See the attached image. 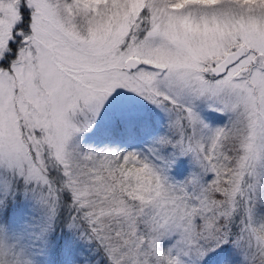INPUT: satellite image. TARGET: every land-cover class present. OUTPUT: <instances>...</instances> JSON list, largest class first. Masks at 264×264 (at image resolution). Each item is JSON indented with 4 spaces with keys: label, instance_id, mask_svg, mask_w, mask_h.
<instances>
[{
    "label": "snow or ice",
    "instance_id": "1",
    "mask_svg": "<svg viewBox=\"0 0 264 264\" xmlns=\"http://www.w3.org/2000/svg\"><path fill=\"white\" fill-rule=\"evenodd\" d=\"M0 264H264V0H0Z\"/></svg>",
    "mask_w": 264,
    "mask_h": 264
}]
</instances>
